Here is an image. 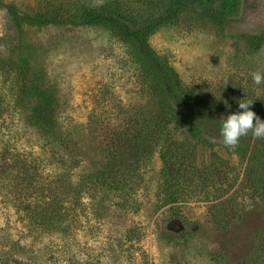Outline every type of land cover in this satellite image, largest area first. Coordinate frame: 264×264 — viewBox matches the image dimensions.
<instances>
[{
  "label": "rangeland",
  "instance_id": "1",
  "mask_svg": "<svg viewBox=\"0 0 264 264\" xmlns=\"http://www.w3.org/2000/svg\"><path fill=\"white\" fill-rule=\"evenodd\" d=\"M6 1L31 10L42 0ZM62 1L75 9H98L109 0ZM259 1L261 7L252 10L244 0L226 24L193 2L175 23L151 36L150 44L201 96L219 98L230 89L260 97L264 85H256L251 75L264 73V0ZM257 37L261 42L255 43ZM23 55L33 72L45 74L55 88L60 128L74 144L63 160L51 159L46 137L27 122L29 109L18 95L21 77L10 64ZM149 85L132 48L111 31L52 27L20 32L0 8V264H242L256 254L264 204L244 183L246 162L222 143V114L215 109L202 115L199 125L207 143L196 146L191 159L208 168L213 155L220 158L219 171L207 184L193 179L174 182L173 190L165 187L169 165L163 153L170 145L160 139L149 154H141L140 170L120 177L125 193L110 183L105 190L85 191L69 204L61 233L29 223L26 217L38 208L54 215L49 184L72 169L70 163L76 164L78 180L107 162L110 151H118L116 141L131 138L135 121H156L158 101ZM169 131L172 146H189L184 128L170 122ZM71 150L77 161H71ZM173 219L179 222L171 234Z\"/></svg>",
  "mask_w": 264,
  "mask_h": 264
},
{
  "label": "trees",
  "instance_id": "2",
  "mask_svg": "<svg viewBox=\"0 0 264 264\" xmlns=\"http://www.w3.org/2000/svg\"><path fill=\"white\" fill-rule=\"evenodd\" d=\"M244 0H109L108 5L98 9L86 7L74 8L71 3L62 0H42L31 10H22L13 3L0 0V8L9 14L14 25L20 32L25 28H103L111 31L123 42L128 44L137 59L138 71L149 82V88L158 101L159 114L155 115L156 121L145 119L135 121L136 131L129 140L116 141L120 145L117 152L110 151L108 161L89 170L86 176L77 180L73 175L76 164L70 163L72 169L64 170L59 177L49 184V199L54 210V215L40 212L29 213L26 218L30 224L42 227L44 230L61 233V224L65 220L71 201L81 200L85 191L91 192L96 188L104 189L107 184L113 185L121 193L123 183L120 177L130 176L140 170L138 159L141 154H149L151 147L160 141L170 145L167 152L163 153L166 161L167 177L164 184L169 190L175 188L174 182L183 185L185 182L204 180L207 184L213 175H217L214 156L211 167H200L191 159L194 158L196 146H203L207 142L199 125L203 121L206 109H215L223 116L238 110V101L247 99L253 101L251 110L264 119V93L260 97L250 95L243 97L239 92L230 89L223 90L219 98L215 96L204 97L192 88L187 87L181 77L155 52L150 44V38L156 32L175 23L188 5L199 2L206 7V14L220 24H226L233 19L243 6ZM72 2V1H70ZM259 0L249 2L245 0L246 7L257 10L261 7ZM82 6V5H81ZM261 42L260 38L255 39ZM19 57L17 62L10 64L20 75V102L24 109H29L28 124L47 139L51 151V159L57 161L65 158V151L72 139L60 128V119L57 114L58 99L55 88L48 83L43 73L33 72L31 61L27 56ZM149 108V107H148ZM148 112V110H147ZM175 123L184 128L188 134L186 143L189 146L175 148L170 141L169 124ZM200 122V123H199ZM194 145H192V143ZM122 144H124L122 146ZM204 147V146H203ZM72 148V149H73ZM237 157L246 162L244 183H246L261 203L264 204V139L253 140L251 134L241 137L235 147H230ZM180 156V157H179ZM71 161H77V156L71 150ZM218 167V166H217ZM211 174H213L211 176ZM29 176V175H28ZM58 176V174H57ZM32 180L33 174L29 176ZM119 177V179H118ZM121 188H118V187ZM227 203V202H225ZM34 219L33 222L31 219ZM220 225L221 221L216 220ZM178 219L169 223L170 233H175V224ZM180 223L178 231L182 229ZM171 233V234H172ZM226 264V263H225ZM242 264H264V231L258 236V249L256 254Z\"/></svg>",
  "mask_w": 264,
  "mask_h": 264
},
{
  "label": "clouds",
  "instance_id": "3",
  "mask_svg": "<svg viewBox=\"0 0 264 264\" xmlns=\"http://www.w3.org/2000/svg\"><path fill=\"white\" fill-rule=\"evenodd\" d=\"M256 85H264V73L254 72L251 74ZM253 101L241 99L238 101V110L226 117L221 116L220 135L222 143L226 147H235L241 137L251 134L253 140L264 139V119H261L251 110Z\"/></svg>",
  "mask_w": 264,
  "mask_h": 264
}]
</instances>
